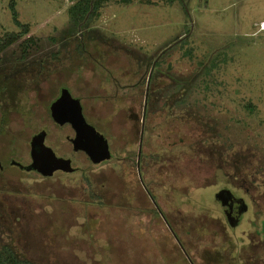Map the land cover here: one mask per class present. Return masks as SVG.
<instances>
[{
	"label": "rangeland",
	"instance_id": "obj_1",
	"mask_svg": "<svg viewBox=\"0 0 264 264\" xmlns=\"http://www.w3.org/2000/svg\"><path fill=\"white\" fill-rule=\"evenodd\" d=\"M75 1L14 0L36 44L22 55V37L0 55V159L26 154L60 86L81 98L113 158L45 177L9 167L0 246L45 264H183L148 191L163 208L198 209L197 185L223 161L264 182V0H102L72 25ZM18 30L0 0V35ZM178 89L184 100L168 102Z\"/></svg>",
	"mask_w": 264,
	"mask_h": 264
},
{
	"label": "flooded vegetation",
	"instance_id": "obj_2",
	"mask_svg": "<svg viewBox=\"0 0 264 264\" xmlns=\"http://www.w3.org/2000/svg\"><path fill=\"white\" fill-rule=\"evenodd\" d=\"M65 88L60 86L57 89L47 104L45 113L40 114L41 125L30 136L26 154L18 157L19 153L14 149L0 159V188L2 183L5 184L8 181L7 175L11 174L9 167L17 168L20 174L34 172L45 177L33 165V149L35 154L40 155V165L51 163L43 152V148L39 146L38 139H35L39 134L43 135L42 144L50 147L56 157L70 161L68 165L70 170L58 168L49 176L56 172L66 174L75 172L77 168L74 161L76 160L86 161L90 167H96L113 158L107 137H104L95 123L89 119L81 98L75 96L69 87L66 88L67 90ZM146 88L147 98L144 97V102L148 103L151 88ZM173 99L176 100L177 96ZM61 116H64L67 121L64 120L61 123L59 121ZM60 134L66 140V145L61 146ZM104 139L107 142L109 156L97 159L100 148L103 147L101 140ZM83 141H86L84 143L88 144L89 148H96L95 159L81 146L84 144ZM141 143L142 139L138 149L139 165L142 163L139 159L142 155ZM253 143H255L254 140ZM247 151L252 152L250 147ZM254 151L256 152V148ZM241 153L243 152L231 155L232 161L240 157ZM156 156L158 154H152V160H155ZM227 165L228 162L223 161L213 167L214 174L209 171L204 173L208 178L214 177V181L197 185L204 190L199 192L202 199L198 209L184 212L175 208L174 202H171L167 209L163 208L157 199V188L152 189L153 192L155 191L154 195L146 189L148 198L155 208L154 212L156 211L157 217L163 219L167 228V232L164 233L168 237L169 248L176 251L177 256L182 258L183 264H264V182H254L255 168L247 169L244 173L238 163H233V167ZM141 168L142 166L138 167V170ZM257 170V173L264 172V167ZM207 187H213L209 190L210 194L207 193ZM2 202L4 200L0 201Z\"/></svg>",
	"mask_w": 264,
	"mask_h": 264
},
{
	"label": "trees",
	"instance_id": "obj_3",
	"mask_svg": "<svg viewBox=\"0 0 264 264\" xmlns=\"http://www.w3.org/2000/svg\"><path fill=\"white\" fill-rule=\"evenodd\" d=\"M102 0H77L75 1L68 10V13L70 14V19L72 21V25H79L83 22L86 17L93 16L94 13H97V8L99 7V3ZM121 2L128 4L131 3L133 0H120ZM14 0H9V7L12 11V18L14 24L19 28L18 31H13V32H6L2 35H0V55L2 52L8 48L10 45L15 43L16 41H19L23 37V35L27 34L30 29V25L28 23H22L18 18H17V12L15 11L14 7ZM36 39L34 38L33 35H27L22 38V40L19 41V45H21L22 49V55H24L27 51L28 48L31 47V45L36 44ZM152 75L153 73H150L149 78H148V83L147 87L151 88L153 85L156 84V81L153 79L152 80ZM174 81V80H173ZM189 89V88H188ZM185 89V90H188ZM185 90H177L175 93L179 92L178 94H170L168 96V102L171 103H179L184 100V98L181 99V97H185L187 93H185ZM150 96V92H149ZM174 96H177V99H173ZM180 97V98H178ZM167 102V103H168ZM0 264H45V263H39V262H33L29 260L28 258L21 257L16 252L9 247L8 245H2L0 246Z\"/></svg>",
	"mask_w": 264,
	"mask_h": 264
},
{
	"label": "water",
	"instance_id": "obj_4",
	"mask_svg": "<svg viewBox=\"0 0 264 264\" xmlns=\"http://www.w3.org/2000/svg\"><path fill=\"white\" fill-rule=\"evenodd\" d=\"M35 139H38L39 146H41L43 148V150H44L43 152L45 153L46 157L49 158V162H51V163H45L43 165H40V155L35 154L34 153V149H33L32 153H33V159H34V164H33L34 167L39 169L44 175H50V174H52V172L55 169H58V168H63V169H66V170H70L71 169V168L68 167V165L70 164V161L68 159H65V158H62V157H56L54 152L52 151V149L50 147H46L45 145L42 144L43 135L39 134L37 136V138H35ZM101 141L103 143V147L100 148V153L98 154L99 158H97V159H101V158L109 156L106 140L104 139V140H101ZM84 142H86V141H83V143ZM81 144H82V142H81ZM81 146L86 150V152L92 158L95 159V157H96V151H95L96 148H89V145L86 144V143L82 144Z\"/></svg>",
	"mask_w": 264,
	"mask_h": 264
}]
</instances>
